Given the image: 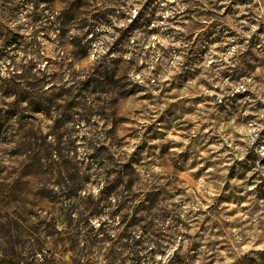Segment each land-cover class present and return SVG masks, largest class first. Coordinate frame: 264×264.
<instances>
[{"label": "rangeland", "instance_id": "374dc122", "mask_svg": "<svg viewBox=\"0 0 264 264\" xmlns=\"http://www.w3.org/2000/svg\"><path fill=\"white\" fill-rule=\"evenodd\" d=\"M0 264H264V0H0Z\"/></svg>", "mask_w": 264, "mask_h": 264}]
</instances>
